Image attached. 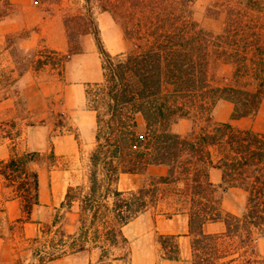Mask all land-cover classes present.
Listing matches in <instances>:
<instances>
[{"label":"trees","instance_id":"1","mask_svg":"<svg viewBox=\"0 0 264 264\" xmlns=\"http://www.w3.org/2000/svg\"><path fill=\"white\" fill-rule=\"evenodd\" d=\"M85 1L86 13L65 18L68 53L80 52L78 37L92 34L102 56V78L86 82L95 141L86 185L69 186L62 202L79 204V230L66 250L98 248L106 256L126 244L123 228L155 201L157 192L151 186L120 189V176L165 166L157 182L182 186L179 211L188 214L192 264H264L255 248L264 236V131L234 123L256 116L264 99V0H239L243 7L226 11L219 32L191 17L192 0H181L186 12L179 19L160 10L163 0H97L102 11L116 9L126 20L131 44L115 54L104 48L91 0ZM219 60L233 67L232 82H224L226 76L215 81L212 68ZM220 99L233 105L230 120L210 123ZM190 110L201 113L207 126L182 134L173 126ZM34 154L13 153L0 161L7 186L27 216L39 202L38 172L30 165ZM212 168L221 170V182L211 179ZM230 188L246 194L240 213L222 206ZM215 221H223L224 230L206 231L205 225ZM61 242L65 245L62 237ZM158 242L163 259L179 260L178 235L160 234Z\"/></svg>","mask_w":264,"mask_h":264},{"label":"rangeland","instance_id":"2","mask_svg":"<svg viewBox=\"0 0 264 264\" xmlns=\"http://www.w3.org/2000/svg\"><path fill=\"white\" fill-rule=\"evenodd\" d=\"M162 3L160 10H165V14L178 18L186 12L181 0ZM240 6L243 7L239 0H192L189 9L194 20L219 32L224 28L226 11ZM90 7L98 20L104 48L112 54L127 50L131 43L124 33L123 15L116 9L102 11L97 0H91ZM86 9L85 0H0V142H3L1 135L24 132V137L17 140V149L35 153L30 165L48 188L47 198L41 206H35L29 219L20 217L9 221L0 217V235L7 237L10 248V261L6 264H168L163 260L158 236L170 234L162 232L168 228L166 221L183 213L179 210L184 204L179 194L181 184L157 182L158 176L166 174L165 166L121 174L117 183L120 189L151 186L157 192L155 201L123 228L126 244L106 256L98 248L78 253L66 250L79 230V204L77 200L72 204L62 202L69 186L86 185L88 156L95 141V114L85 111L87 86L79 78H95L102 62L92 34L78 37L80 52L74 56L68 53L65 18L86 13ZM220 14L223 20L218 22ZM68 63L72 68L69 74ZM31 64L41 68V72L32 71L22 77ZM232 70L231 65L221 60L215 62L212 68L215 81L220 82L226 76L228 79L224 82H232ZM68 79L76 83L68 87L66 94ZM6 97L10 100L3 103ZM232 108L229 101L215 102L210 123L229 121ZM29 122L36 125L35 132L33 126H28ZM207 122L201 113L190 110L173 127L187 134L191 130L201 131ZM234 123L264 131V99L256 116ZM221 175L218 169L210 177L219 183ZM11 194V189L4 188L0 200ZM245 204L244 191L230 188L224 192L222 206L226 211L240 213ZM176 219L178 227H182L184 216ZM61 237L65 245L60 244ZM255 248L264 257V236L257 238ZM61 251L66 253L55 258ZM182 256L185 258L180 264H186L190 250Z\"/></svg>","mask_w":264,"mask_h":264},{"label":"crops","instance_id":"3","mask_svg":"<svg viewBox=\"0 0 264 264\" xmlns=\"http://www.w3.org/2000/svg\"><path fill=\"white\" fill-rule=\"evenodd\" d=\"M73 56H74V54H73ZM69 61H71V59ZM41 70H42L41 68L36 69V67H34L33 64H31L25 71H23L21 76L23 75L22 77H24L25 75L29 74V72H32V71H34L35 73H36V71L41 72ZM66 72H67V74L72 72V68L70 67L69 63H68V66H66ZM101 78H102V72L100 71L99 75H96L95 78H92V79L79 78V80L84 81L86 83L89 81H97V80H100ZM68 81L70 83L65 85L67 88L65 91L66 94L70 90V89H68V87H71V86L75 85L74 83H76L74 80L70 81L68 79ZM9 100H10V98L6 97L2 102L8 103ZM85 111L90 112V114H92V113L95 114L94 111L86 108V106H85ZM28 126H31V127L33 126L34 127L33 132H35L36 125H34V123L29 122ZM21 136L24 137V132H22V131H18L13 135L10 134L7 137H5L4 135H1V137H3V142H0V161L8 160L9 157L13 153H22V151L23 152H30V151H25L24 149L22 151H19L17 149L18 148L17 140ZM8 140L10 143L8 142ZM59 140L62 141L63 139H59ZM150 167H159V166H150ZM150 167H148V168H150ZM215 170L217 171L218 169L214 168V169L210 170V176L212 175L213 171H215ZM38 177H39V191H38L39 202H38V204L33 206L30 215L27 216L26 213H24L22 210V204H21L20 199L17 197H13L14 192L12 190V187L7 186V182L4 179V176L2 175V173L0 171V195H2L4 188L11 189V193H12L9 197L4 198L3 201L0 200V217L1 218H3V219L6 218L9 221L20 218V217H25L26 219H29L30 216H32V211L35 208V206H41L43 204V202L47 198V189L48 188H47L46 183L44 181H42L41 177L39 176V173H38ZM53 186H54V184H53ZM181 215L184 216V224L182 225V227H178V225H177L178 223L176 222V220H177L176 216H181ZM176 216H174L172 218H168V221H166V226H168V228H166L162 232L170 233V234H176V235L178 234V242H179V246H180V258H179V260H168V259H163V260L165 262H168V264L183 263L182 259H184L185 257H183L182 255H185L186 253H188V250H190V260L186 259V261H187L186 264H192L191 263V235L189 234V229H188V214L186 212H183V213L176 214ZM25 223H27V222H25ZM204 228L208 232H218V231H223L225 228V225L221 221H215V222L207 223ZM6 238L7 237L5 235H0V262H1V264H6V262L10 261L9 260L10 248L8 246Z\"/></svg>","mask_w":264,"mask_h":264}]
</instances>
